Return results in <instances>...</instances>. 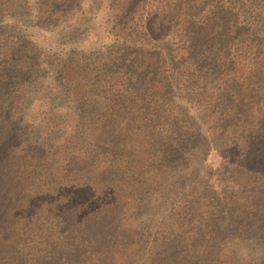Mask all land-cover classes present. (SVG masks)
Returning <instances> with one entry per match:
<instances>
[{
    "label": "trees",
    "instance_id": "trees-1",
    "mask_svg": "<svg viewBox=\"0 0 264 264\" xmlns=\"http://www.w3.org/2000/svg\"><path fill=\"white\" fill-rule=\"evenodd\" d=\"M85 1L0 0V264H264V0Z\"/></svg>",
    "mask_w": 264,
    "mask_h": 264
},
{
    "label": "rangeland",
    "instance_id": "rangeland-1",
    "mask_svg": "<svg viewBox=\"0 0 264 264\" xmlns=\"http://www.w3.org/2000/svg\"><path fill=\"white\" fill-rule=\"evenodd\" d=\"M94 2L96 5H93ZM108 4L109 0H86L82 8L90 10L91 15L85 20H81L76 28H69L73 23V21H70L67 24H60L50 32L44 30H32V39H34L40 46L54 47L58 45L59 48L75 47L79 49H90L103 44H108L111 40L110 34L108 33L111 25L108 20ZM96 6H99L98 9H96ZM66 32L69 33L67 35H62V33ZM203 126H205V124H202V127ZM211 161L218 162V159L212 156ZM211 169L218 172L221 167L215 165V167L211 166ZM209 180L214 186L215 184L219 186L221 183L219 174L211 176ZM239 254L243 256L244 252L239 250Z\"/></svg>",
    "mask_w": 264,
    "mask_h": 264
}]
</instances>
